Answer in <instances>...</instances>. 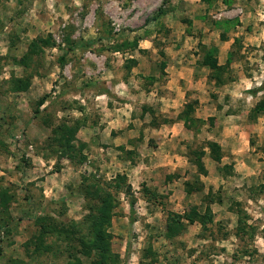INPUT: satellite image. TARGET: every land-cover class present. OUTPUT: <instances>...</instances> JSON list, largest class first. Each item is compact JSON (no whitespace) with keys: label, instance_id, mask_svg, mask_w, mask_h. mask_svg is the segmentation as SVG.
<instances>
[{"label":"rangeland","instance_id":"374dc122","mask_svg":"<svg viewBox=\"0 0 264 264\" xmlns=\"http://www.w3.org/2000/svg\"><path fill=\"white\" fill-rule=\"evenodd\" d=\"M203 48L232 60L222 87L194 74L203 80L190 90L203 121L195 131L175 118L184 91L165 87ZM261 84L264 0H0V264H67L63 243L30 255L36 217L87 234L103 191L117 200L108 231L118 264H264V113L249 117L264 97L249 91ZM212 141L225 149L220 163ZM201 150L203 174L191 162ZM116 175L131 185L132 223L126 196L107 186ZM207 208V228L165 236L169 211Z\"/></svg>","mask_w":264,"mask_h":264},{"label":"trees","instance_id":"16d2710c","mask_svg":"<svg viewBox=\"0 0 264 264\" xmlns=\"http://www.w3.org/2000/svg\"><path fill=\"white\" fill-rule=\"evenodd\" d=\"M43 44L50 45L49 41H43ZM92 45L93 42H86L79 45L70 44L67 52H73L77 48H88ZM35 47L36 44L33 42L30 45V50L34 52ZM67 52H65L59 59V66L61 68L64 66V59ZM162 54L163 53H161V55ZM231 60L232 53L229 54L226 64L221 66L218 64L216 50L214 48H203L199 55L198 64L199 66H206L209 68V79L213 81L216 86H221L225 83L223 80V74ZM161 66L164 68L165 64L162 63ZM260 92H264V84L249 91L251 96H256ZM99 95H108V92L104 91L99 93ZM43 103L44 98L39 100L40 105ZM194 105H196V102L186 104L179 115V119L183 121L185 128L198 131L203 125V121L193 117ZM144 112H147L145 107L142 108V113ZM36 113H38V109ZM261 113H264V97L255 104L249 113V117H251L253 121H256V117ZM68 134H70V131ZM65 141H68V138H65ZM206 146L209 150L210 158L215 163H220L224 156L221 146L213 141L207 142ZM203 155L204 151L201 150L191 159V162H193L201 174L204 173V165L201 161ZM167 179H171V177L168 176ZM125 180L126 179L123 175H116L115 179L107 186H113L116 193L121 190L126 196L131 215L130 222L132 223L134 221L132 216L134 215L135 199L132 194L131 185L127 184ZM186 188H188L187 193L196 189L193 184L188 183H186ZM145 191L147 192L145 195L152 196L153 198L156 197V194L149 189H145ZM100 194L102 195L99 205L94 208L95 210L90 208L88 215L85 216L86 220L89 222L87 234H80L78 223L71 222L66 224L64 222H57L53 217L40 213L35 220L37 224V237L33 251H31L30 255H33L34 252L39 255L48 254L52 252L54 248L58 249V247H60L59 244L63 243L62 245H64L65 252H67L66 254L69 257L67 264H81L78 256L86 260L89 259V264H118L119 259L111 250L112 236L108 231L111 226V217L113 210L116 208L117 200L115 195H112L111 193L103 191V193ZM195 222L203 229L207 228V224L212 222L210 209L207 208L206 212L203 214H200L195 210L187 211L182 214L169 211L167 213V222L165 225V236L170 239L175 234L181 232L185 227V224H193ZM48 237H51L54 241L46 243ZM25 248L28 250L27 246H25ZM147 255H153L150 249L148 250ZM153 260L154 259H152V261Z\"/></svg>","mask_w":264,"mask_h":264},{"label":"crops","instance_id":"0c3cea01","mask_svg":"<svg viewBox=\"0 0 264 264\" xmlns=\"http://www.w3.org/2000/svg\"><path fill=\"white\" fill-rule=\"evenodd\" d=\"M227 55V54H226ZM217 57V56H216ZM217 60H218V64L219 65H221V66H223V65H225L226 64V61H227V56L225 57V59H224V62L222 61V59H220V58H218L217 57ZM200 69V72L201 71H203V72H205V77L203 78V80H204V84H214L215 85V87H222V86H216V84L213 82V81H211L210 79H209V73H210V70H209V68H207L206 66H199V64H198V57L196 58V61H193V64H192V62H187V63H184V65H181V66H179L178 67V71L175 73L176 74V79H177V81H178V83L179 84H175V86L173 87L171 84L173 83V80L174 79H172V80H170V81H168L167 83V86L165 87V88H167L168 90H175L174 92L175 93H180L181 91H184L183 93H182V96H183V99H185L184 100V102H183V106H182V108H181V110L179 111V113H178V115L175 117V118H179V115H180V113L182 112V110H183V108H184V106L186 105V104H188V103H193V102H196V105H194V112H193V117L194 118H196V119H198L199 117H197V116H194V114H195V112H196V110H197V106L200 104V101L198 100L199 99V97H197L198 99H192L191 100V92H190V90H198L199 89V87H201L202 85H203V80L201 79L200 80V78H198V77H196L194 74H196L198 71L197 70H199ZM191 73V75H188L189 73ZM193 74V75H192ZM180 80H184V81H180ZM118 86H121L120 84H118ZM123 86L124 87H128V85L127 84H123ZM114 91H112V89L110 90L109 89V92L111 93V94H115L114 96H116L117 98H119L120 100H123L121 97H120V95H118L116 92H115V89H113ZM128 91V90H127ZM159 93V92H158ZM157 93V94H158ZM151 94H153V91L151 92ZM156 93H155V95H157ZM171 96H172V94H171ZM173 97V96H172ZM173 101L172 99H170L169 98V101ZM143 108V107H142ZM142 108H141V110H142ZM204 109V108H203ZM203 119V118H202ZM201 120V119H200ZM181 122H183L182 120H181ZM233 132H235V133H233V136H234V138H236L237 140H238V137H239V135L242 137L243 136V134L242 133H240V131H233ZM237 132V133H236ZM248 136V139L246 140V142H245V146L243 147V149L245 150V149H247V148H249L250 146H251V144H250V135H247ZM233 141V140H232ZM217 142V141H216ZM220 146H221V148H222V151L224 152L225 151V149H223V146L219 143V142H217ZM237 149H233L232 150V154H235V152H237L236 151ZM234 167H235V170H237V166L236 165H234ZM236 172V171H235Z\"/></svg>","mask_w":264,"mask_h":264}]
</instances>
